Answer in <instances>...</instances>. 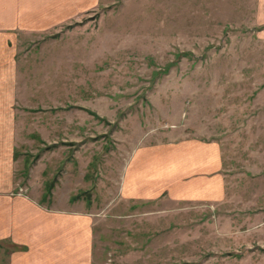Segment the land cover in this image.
<instances>
[{"label":"rangeland","instance_id":"374dc122","mask_svg":"<svg viewBox=\"0 0 264 264\" xmlns=\"http://www.w3.org/2000/svg\"><path fill=\"white\" fill-rule=\"evenodd\" d=\"M34 1L12 41L16 195L86 211L92 264H264L256 0H72L85 7L43 29ZM188 139L217 145L220 199L121 197L136 148Z\"/></svg>","mask_w":264,"mask_h":264},{"label":"crops","instance_id":"0c3cea01","mask_svg":"<svg viewBox=\"0 0 264 264\" xmlns=\"http://www.w3.org/2000/svg\"><path fill=\"white\" fill-rule=\"evenodd\" d=\"M27 6L33 11L25 16L36 18L39 28L44 19L58 23L57 17L85 7V3L35 0ZM22 8V0H0V264H92L86 211L53 210L16 195L23 183L15 172L18 46L12 41L22 33L18 32L23 28ZM254 10L253 25L264 29V0H256ZM220 170V152L214 142L188 139L142 146L122 168L121 197L131 203L160 198L169 202L214 201L222 197L224 189Z\"/></svg>","mask_w":264,"mask_h":264},{"label":"trees","instance_id":"16d2710c","mask_svg":"<svg viewBox=\"0 0 264 264\" xmlns=\"http://www.w3.org/2000/svg\"><path fill=\"white\" fill-rule=\"evenodd\" d=\"M49 188H50V186H49ZM47 190L49 191V189H47ZM75 199H76V197H72V198H71V200H75Z\"/></svg>","mask_w":264,"mask_h":264}]
</instances>
